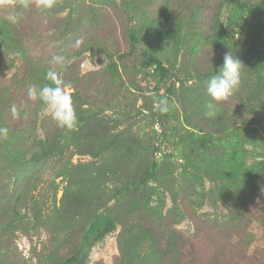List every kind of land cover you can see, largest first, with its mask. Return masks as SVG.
<instances>
[{
    "label": "trees",
    "instance_id": "obj_1",
    "mask_svg": "<svg viewBox=\"0 0 264 264\" xmlns=\"http://www.w3.org/2000/svg\"><path fill=\"white\" fill-rule=\"evenodd\" d=\"M172 2L180 11L175 17V26L172 21V30H169L174 47L180 41L177 34L183 27L185 36L182 38L189 59L196 57L193 50L203 43L195 39L191 44L190 36L203 24L207 27L206 44L220 51L208 69L196 68L202 80L200 85L189 88L184 79L177 78L188 125L184 131L176 123L167 126L169 118L181 122L182 117L181 111L172 110L171 105L169 112L161 114L134 103L110 115L104 105L98 104L99 99H93L82 90L80 78L71 75L59 79L71 86L78 115L76 127L62 129L53 119L44 118L43 125L54 122L53 129H48L45 137H39L36 132L38 109L45 104L39 98L30 99L28 88L54 86L46 79V74L55 71L50 63L42 64L35 59L27 44L31 38L29 32L21 30L19 24L6 22L1 30L0 45L6 49L8 57L12 55L5 67H17L19 60L24 73L16 72L8 81H0V127L8 129L7 138L0 139V162L3 170L16 171L10 192L0 191L3 201L0 216L15 217L22 224L28 218L34 226L46 229L49 241L38 255V264H88L93 246L117 225H121V231L115 264H185L187 258V264H194L191 257L195 262V252L190 239L174 227L183 218L176 216L182 214L177 199L181 197L182 204L201 207L206 199L233 200L237 190L247 186L252 194L246 197L257 201L255 192L259 181L243 171V156L247 153L243 145H259L258 126H264V0ZM230 4L225 22L223 9ZM55 27L58 35L67 32L69 16ZM129 38V51L119 56V62L112 60L107 65V77L113 83L121 80L119 85H124L122 77L127 72V57L135 56L143 59L144 66L153 67V75L161 82L167 81L174 68L171 70L164 63L151 43L141 49L134 30H130ZM93 47L94 44L90 49ZM229 51L238 56L243 66L240 87L230 97L234 109L227 117L233 125L225 127L229 130L225 135L226 130L218 122L220 126L206 130V118H212L204 112L211 100L206 82L217 74ZM187 58L185 56V61ZM167 91L171 96L176 93L171 86ZM12 105L19 110L18 118L12 116ZM150 112L152 119L162 122V131L173 138L176 146L186 147L181 164L157 156L162 151L157 132L153 129L149 136L140 122L150 117ZM213 132H219L220 137L213 138ZM75 155H89L91 160L74 162ZM177 167L181 168L179 180L182 178V183H175ZM57 178L64 183L59 201ZM206 179L211 183L208 189ZM45 183H50L49 193L41 190ZM164 190L170 191L175 200V209L168 221L163 219L160 201L159 205L149 207L152 199L160 198ZM7 197L13 199V205L6 201ZM21 209L26 210L25 213ZM147 210L153 212L148 214ZM0 264H19L9 257L8 245L1 243Z\"/></svg>",
    "mask_w": 264,
    "mask_h": 264
},
{
    "label": "rangeland",
    "instance_id": "obj_2",
    "mask_svg": "<svg viewBox=\"0 0 264 264\" xmlns=\"http://www.w3.org/2000/svg\"><path fill=\"white\" fill-rule=\"evenodd\" d=\"M230 10L231 4L224 7L223 21L227 19ZM10 12L21 13V19L17 24L21 30L23 28L29 32L31 38L27 44L30 45V51L35 59L42 64L50 63L60 79L64 76H78L82 90L93 99H99L98 104L104 105L110 115H114L123 106L134 103L136 106L144 105L155 109L158 113L156 103L160 97L165 96L172 110L178 109L182 113L181 122L169 118L167 126L176 123L183 131L188 125L184 118V96L180 94V82L177 78L184 79L189 88L200 85L202 80H199L196 68L208 69L211 60L220 53L211 44H206L207 27L203 24H200L201 28L198 27L190 36L191 44L195 39L203 43L193 50L196 57L189 59L190 54L186 52L182 38L185 36L183 27L177 34L180 41L174 47L170 42L174 39L170 40L169 30H172L173 22L175 26V17L180 11L172 0H55L54 6L47 10L39 8L36 0H33L28 9L21 6L20 0H0V32L6 26V22H9L6 17ZM67 16H69V30L61 35L56 34L55 25L62 24ZM41 30L46 32L38 33ZM130 30L135 31L141 49L151 43L164 63L169 65L171 70L174 68V72L170 71L172 75L167 81L161 82L158 76L153 75V67L144 66L143 59L135 56L127 57V72L123 73L122 77L124 85H119L121 80L113 83L107 77L105 72L107 65L112 60L119 62V56L130 49ZM91 43L94 44V49H90L93 46ZM11 56L8 57L6 49L0 45V81L5 79L8 81L16 72L19 75L24 73V67L19 60L16 62L17 67H5ZM58 56L63 57V62L60 64L54 59ZM185 56L188 57L187 61ZM196 76L197 80H195ZM169 86L176 92L175 95L171 96L168 93ZM69 90L72 91L71 88ZM213 103H216L217 115L212 119L206 118V126L209 128L206 126L205 128L209 130L221 124L222 129L226 130L224 133L226 135L229 130L225 127L233 125V121L228 120L227 117L233 112V103L230 98L227 101L219 103L213 101ZM149 116L140 122L143 131L149 136L153 134V129L156 130V139L162 146V151L157 156L160 159L168 158L177 165L181 164L183 161L181 157L186 147L176 146L173 138L162 131V122L159 119H152L151 112ZM44 118L52 119L46 105L38 109L36 132L41 138L45 137L46 131L53 129L54 125V122H49L45 127ZM218 133L213 132V138L220 137ZM256 135L259 137V145H243L247 150L243 156L245 163L243 171L245 175L254 176L259 181L255 192L257 201L252 202L246 197L247 194H252V190L247 186L237 190L233 200L206 199L201 207L182 204L181 197H177L182 214L176 216L183 218L174 227L190 239L192 250L195 252V262L193 256L191 257L194 264H264V126H258ZM89 160H91L89 155L73 157L74 162ZM1 163L0 191L10 192L16 171L11 173L8 169L3 170ZM180 172L181 168L177 167L175 173L178 180L175 183H182V178L179 180ZM47 177L51 178L50 175ZM60 179H56V182L60 183L58 201L64 186ZM49 184H43L41 190L48 192ZM205 186L207 189L211 186L209 179H206ZM3 194L6 198V193ZM8 200L9 197L6 201L13 205V199ZM159 201L163 219L168 221L169 214L175 209L174 196L170 191L164 190L160 198L155 196L152 199L149 207L159 205ZM2 203L3 201L0 200V205ZM21 210L22 213L26 211ZM152 212L153 210H147L148 214ZM120 231L121 225H117L112 233L93 246L88 264L96 261L102 264L116 263L119 256ZM48 241L49 233L46 229L34 226L28 218L22 224L15 217L12 219L7 215L0 216V243L4 246L8 245L9 257L17 260L19 264H38V255Z\"/></svg>",
    "mask_w": 264,
    "mask_h": 264
},
{
    "label": "clouds",
    "instance_id": "obj_3",
    "mask_svg": "<svg viewBox=\"0 0 264 264\" xmlns=\"http://www.w3.org/2000/svg\"><path fill=\"white\" fill-rule=\"evenodd\" d=\"M55 0H36V4L42 10L51 9ZM21 6L28 9L33 0H20ZM6 19L17 24L21 19V13L10 12ZM58 64L63 62V57L54 58ZM242 62L238 56H233L231 52H227L223 58V64L219 67L217 74L212 75L206 82L207 94L211 100L205 106L204 115L213 118L217 115L216 103L227 101L239 89L241 84ZM46 79L52 81V85H45L41 88L30 86L28 88V96L30 99L39 98L47 107L52 119L57 126L62 129L72 130L78 122V115L74 106L73 96L71 94L70 85L64 84L58 77V74L49 71ZM156 108L161 114L170 111V104L167 97L162 96L156 103ZM11 113L13 118L19 117V110L16 105H12ZM8 129L0 127V139H6Z\"/></svg>",
    "mask_w": 264,
    "mask_h": 264
}]
</instances>
